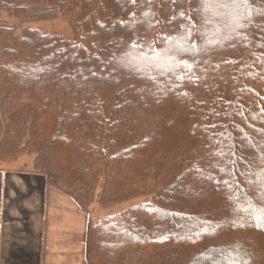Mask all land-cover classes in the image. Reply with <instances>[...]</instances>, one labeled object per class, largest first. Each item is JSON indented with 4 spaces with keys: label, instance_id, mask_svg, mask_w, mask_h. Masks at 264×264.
Listing matches in <instances>:
<instances>
[{
    "label": "trees",
    "instance_id": "1",
    "mask_svg": "<svg viewBox=\"0 0 264 264\" xmlns=\"http://www.w3.org/2000/svg\"><path fill=\"white\" fill-rule=\"evenodd\" d=\"M0 154L85 205L105 264H264V0H0ZM61 156L63 160L58 159ZM84 204V202H83ZM97 261V260H96ZM94 264V262H91Z\"/></svg>",
    "mask_w": 264,
    "mask_h": 264
},
{
    "label": "rangeland",
    "instance_id": "2",
    "mask_svg": "<svg viewBox=\"0 0 264 264\" xmlns=\"http://www.w3.org/2000/svg\"><path fill=\"white\" fill-rule=\"evenodd\" d=\"M17 23L15 17L1 13L0 24L15 26L16 33L28 26L65 40L72 37L68 19L61 14L49 20ZM34 159L31 154H22L7 160L0 154V190H3L0 197L3 205L0 202V207H4L0 239L3 237L5 240L0 246V264H105L99 247L95 251L96 258L91 262L87 259L89 224L148 199L103 205L99 199L102 187V179H99L92 199L86 205L83 201L81 205L53 188L48 178L36 170ZM58 159L63 160L61 156ZM39 238L42 246H38ZM31 242L36 245L31 246Z\"/></svg>",
    "mask_w": 264,
    "mask_h": 264
},
{
    "label": "crops",
    "instance_id": "3",
    "mask_svg": "<svg viewBox=\"0 0 264 264\" xmlns=\"http://www.w3.org/2000/svg\"><path fill=\"white\" fill-rule=\"evenodd\" d=\"M1 192H3V190H0V197L3 196V193L1 194ZM1 199H2V198H1ZM0 202H1V205H3V204H2V201H0ZM3 208H4V207H0V215H1V216H0V219H1V217H2V219L4 218V216H3V214H4V213H3V212H4V211H3ZM1 221H2V220H1ZM2 222H3V221H2ZM2 222H1V223H2ZM2 225L4 226V224H2ZM40 240H41V238L38 239V246H39V245L42 246ZM3 241H5V240H4V238L2 237V238L0 239V246H1V244H2L1 242H3ZM31 243H32V242H31ZM34 245H36V244H35V243H32V244H31V246H33V247H34ZM0 257H1V256H0Z\"/></svg>",
    "mask_w": 264,
    "mask_h": 264
}]
</instances>
